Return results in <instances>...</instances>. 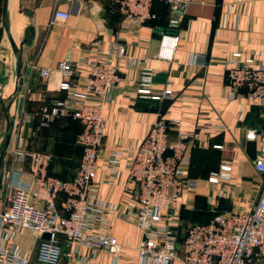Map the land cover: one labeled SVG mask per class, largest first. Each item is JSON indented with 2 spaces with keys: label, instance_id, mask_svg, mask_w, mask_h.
<instances>
[{
  "label": "crops",
  "instance_id": "0c3cea01",
  "mask_svg": "<svg viewBox=\"0 0 264 264\" xmlns=\"http://www.w3.org/2000/svg\"><path fill=\"white\" fill-rule=\"evenodd\" d=\"M117 1L6 0L9 36L17 47L25 40L20 47L21 86L9 112L12 109L13 117L21 111L30 122L23 127L20 138L11 134L3 158L2 179L3 183L12 184L29 180L26 165L22 174L13 170L7 174L10 153L15 147L48 154L47 176L66 181L75 175L81 156V149L75 143L81 128L79 123L60 118L37 128L39 120L33 114L65 97L58 90L60 75L53 70L58 62L87 61L81 66L84 71L93 58H110L107 46L118 39L128 56L145 60L151 69V93L168 89L172 94L170 99L155 104L138 99L134 91L137 72L126 68L121 60L113 62L120 81L102 107V147L118 150L122 163L110 184L106 182L108 172L100 167L95 176L96 194L115 206L107 216V231L119 247L117 264H138L136 247L140 234L125 218L131 202L123 191L125 168L132 149L157 119L178 120L182 133L198 134V139L187 145L178 161V168L196 182V188L183 192L173 207L171 220L178 230L183 231L190 224L206 223L215 213L249 212L264 184V173L256 172L252 165L259 148V135L264 132V101L249 105L241 95L228 100L223 69L224 61L233 52L264 66V0H185L187 8L175 31L178 42L169 61L155 57L159 32L166 29L170 19L168 7L158 0L151 1L150 13L154 18L148 24L136 25L120 16ZM53 11L66 12L68 17L48 25ZM2 33L5 36L3 29ZM2 46L5 51L0 36ZM32 65L36 68L31 69ZM39 69L52 71L42 80ZM0 78L12 93L17 85L15 67L0 64ZM69 82L78 90L82 81L72 77ZM153 106L155 110L151 109ZM250 131L255 134L252 140L246 138ZM174 134L168 136L169 142L174 140ZM99 158L103 160L102 153ZM223 164L230 168L229 173L221 176L217 184H209L207 176ZM217 189L222 190L221 196L216 195ZM208 196L212 203L207 202ZM55 208L60 215L65 214L61 194ZM15 242L23 254L32 257L35 240L28 232L17 235ZM84 256L93 264H110L104 253L91 258L85 252ZM59 264L74 263L63 258Z\"/></svg>",
  "mask_w": 264,
  "mask_h": 264
},
{
  "label": "built area",
  "instance_id": "2783aa9c",
  "mask_svg": "<svg viewBox=\"0 0 264 264\" xmlns=\"http://www.w3.org/2000/svg\"><path fill=\"white\" fill-rule=\"evenodd\" d=\"M153 0H118V13L130 23L143 25L154 17L150 13ZM170 12L168 31L159 32L156 59L169 61L178 42L180 18L185 14V0H158ZM66 12L53 11L48 25L67 19ZM110 58L95 57L86 70L81 66L87 61H60L54 71L61 78L58 90L64 92L63 100L43 106L33 114L39 120L38 127H46L60 118H70L80 125L75 143L81 156L75 175L70 180H60L46 175L50 157L46 153L27 152L13 148L9 158L8 173L22 174L28 181L16 184L3 183L8 192L0 207V264H59L66 259L74 264H93L91 258L104 253L110 264H117L119 247L107 231L108 214L115 208L113 203L98 198L95 176L100 167L109 174L108 184L117 176L121 167V153L113 148H103L102 107L118 85L119 72L113 63L121 60L128 69L137 72L134 91L138 99L159 101L170 99L171 91L163 89L151 93V69L145 60L126 54L124 46L115 39L107 46ZM34 65L31 69H35ZM227 85L226 98L232 100L241 95L249 104L264 101V66L252 58L242 57L239 52L230 53L223 63ZM52 70L39 69L40 79H47ZM81 79L76 90L69 79ZM243 94H239L240 91ZM90 97V101L85 98ZM30 122L21 111L12 117V134L21 137L23 127ZM174 134L169 142L168 136ZM254 131L246 134L254 139ZM198 139L197 132L180 131L178 120L157 119L150 125L144 138L132 149L126 164L123 191L130 197L125 218L132 222L140 234L136 247L138 264H257L264 262V184L249 212L231 211L215 213L203 224L189 225L182 238H178L176 224L172 222L173 207L178 197L196 188V182L179 168L178 161L187 145ZM190 143V144H189ZM258 152L252 161L256 172L264 173V132L259 135ZM218 149V146H212ZM102 153L103 160H100ZM230 168L223 164L206 180L217 184ZM61 194L65 214L60 215L55 202ZM217 196L222 190L217 189ZM212 203L211 197H206ZM28 232L34 242L31 257L23 254L15 242L16 236Z\"/></svg>",
  "mask_w": 264,
  "mask_h": 264
},
{
  "label": "water",
  "instance_id": "95a60500",
  "mask_svg": "<svg viewBox=\"0 0 264 264\" xmlns=\"http://www.w3.org/2000/svg\"><path fill=\"white\" fill-rule=\"evenodd\" d=\"M0 21H1V26H2L3 32L6 36L10 51L14 57V60H15V64H14L15 79L17 82L16 87L14 88L13 92L9 95V97L3 101L0 100V107H1L3 118H4V131H3V135H2V140L0 142V186H1L3 158H4L6 150L8 148L10 137L12 134V117L9 115V107H10V104L15 99L17 93L19 92L20 86H21V79H20V74H19L20 53H21L20 47L23 44H25V40H22L17 47L9 36L8 22H7V16H6V0L1 1Z\"/></svg>",
  "mask_w": 264,
  "mask_h": 264
},
{
  "label": "rangeland",
  "instance_id": "374dc122",
  "mask_svg": "<svg viewBox=\"0 0 264 264\" xmlns=\"http://www.w3.org/2000/svg\"><path fill=\"white\" fill-rule=\"evenodd\" d=\"M0 36H1L2 41L4 43V47L6 48L5 51H3V46H2V48H0V61H2V62L5 61V64H3L2 62H0V64L6 65V66H10L11 68H13V66H14L13 59H14V57H13L11 51H10L8 42H7L5 36L2 33V28L1 27H0ZM4 86L5 85L3 83V79L0 78V100L1 101L7 99L9 97V95L11 94L10 92H9L10 94L7 93V92H6L7 93L6 95L2 94V90H3ZM10 113H12V109H10L9 115H10ZM10 116L12 117V115H10ZM3 131H4V118L2 116V111H1V107H0V142L2 140ZM7 195H8V192L6 191V189L1 184V186H0V207L5 203ZM26 234H27V232H26Z\"/></svg>",
  "mask_w": 264,
  "mask_h": 264
},
{
  "label": "trees",
  "instance_id": "16d2710c",
  "mask_svg": "<svg viewBox=\"0 0 264 264\" xmlns=\"http://www.w3.org/2000/svg\"><path fill=\"white\" fill-rule=\"evenodd\" d=\"M150 21H151V20H150ZM148 22H149V21H148ZM145 24H148V23H145ZM162 31H168V30H167V27H166V29H163ZM143 101H149V102L154 103V104L157 102V101H152V100H143ZM155 108H156V106L151 107L152 110H155ZM190 225H191V224H190ZM188 226H189V225H188ZM188 226H187V227H188ZM187 227H185V228L183 229V231L178 230L177 227H176V229H177V231H178V238H179V240H180V238H182V236H183V234H184V232H185V230H186Z\"/></svg>",
  "mask_w": 264,
  "mask_h": 264
},
{
  "label": "bare ground",
  "instance_id": "6f19581e",
  "mask_svg": "<svg viewBox=\"0 0 264 264\" xmlns=\"http://www.w3.org/2000/svg\"><path fill=\"white\" fill-rule=\"evenodd\" d=\"M9 11V10H8ZM14 14V13H13ZM14 17V16H13ZM20 32V31H19ZM20 34V33H19ZM10 89L11 88H9L8 86H4L3 87V90H2V94H4V95H6L7 93H9L10 92ZM7 92V93H6ZM1 94V95H2Z\"/></svg>",
  "mask_w": 264,
  "mask_h": 264
}]
</instances>
